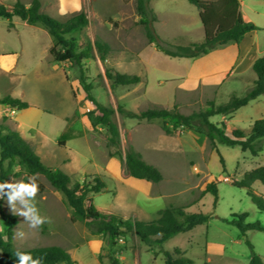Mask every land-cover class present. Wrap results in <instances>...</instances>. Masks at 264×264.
<instances>
[{
	"label": "rangeland",
	"instance_id": "374dc122",
	"mask_svg": "<svg viewBox=\"0 0 264 264\" xmlns=\"http://www.w3.org/2000/svg\"><path fill=\"white\" fill-rule=\"evenodd\" d=\"M15 1L0 0V3L13 5ZM20 1L28 5L31 0ZM241 1L242 17L258 27L253 35L259 45L256 58L263 56L264 0ZM149 7L157 11L161 24H167L156 31L161 41L181 46L203 39L199 11L188 1L150 0ZM42 10L60 20L76 14H62L50 3H43ZM86 14L89 24L71 36L79 45L87 38L93 41L95 36L109 44L104 62L97 55L84 60L92 93L104 105L116 108L119 104L133 111L176 106L179 112L190 114L202 110L208 101L220 104L232 95L242 96L253 84L255 73L252 62H247L236 66L235 73L230 70L216 86L188 90L191 75L220 63L230 50L217 54L210 52L213 48L210 53L194 58L169 57L157 51L135 20V0H94ZM52 43V37L40 25H29L17 17L11 23L0 19V53L19 54L16 70L1 72L0 96L11 95L29 103L27 108L13 112L9 109L7 114L0 109V124L17 130L46 165L80 181L98 175L106 188L89 196L102 213L150 221L157 217L158 210L173 205L184 206L188 213L206 214L207 221L178 232L161 244L148 246L126 234L111 245L107 234H92L83 221H73L63 193L54 189L44 176L36 174L45 189L37 194L35 203L40 214L51 222L38 229L31 228L24 217L13 214L6 197L0 198V210L16 216L13 246L24 249L57 245L68 251L76 264H110V254L116 255L122 264H164V251L172 252L174 248L195 264H247L251 257L248 240L253 251L264 260V231L248 230L241 235L236 227L224 221L233 213H246V222L257 221L264 228V212L255 207L244 188L232 184L246 171L264 165V148L256 155L242 151L239 145L216 142L213 148L207 137L196 131L179 127L173 133H165L159 119L147 121L116 114L121 154L129 143L162 174L156 183L133 178L126 173L115 148L106 147V129L91 128L85 112L94 106L85 99L78 84V67L53 61L48 53ZM105 68L137 74L141 81L111 86L104 75ZM181 84L188 89L183 90ZM259 118H264V95L229 115H214L210 121L230 134L235 128L247 132ZM25 175L15 166L7 181L13 178L19 181ZM209 182L216 184L215 204L213 195L203 192ZM252 187L264 197L260 182L255 181ZM0 228L4 232L7 223L0 220ZM17 231H23V238H16Z\"/></svg>",
	"mask_w": 264,
	"mask_h": 264
},
{
	"label": "trees",
	"instance_id": "16d2710c",
	"mask_svg": "<svg viewBox=\"0 0 264 264\" xmlns=\"http://www.w3.org/2000/svg\"><path fill=\"white\" fill-rule=\"evenodd\" d=\"M150 0H135V10L138 16V24L143 27L145 37L149 44L157 51L169 57L194 58L207 54L213 48L224 45L230 41H237L245 34L255 31L258 27L251 21L245 20L240 11V0H186L199 11V18L203 27L204 36L199 42H190L186 45L172 46L161 41L153 27L157 17L153 9L149 7ZM17 17L29 25H40L45 28L52 37L53 43L48 48L51 59L58 63H70L78 67V84L81 86L87 99L94 107L85 112V116L92 129L97 127L106 129V147L115 148L123 161L126 173L136 179L149 182H159L162 179L160 170L147 163L141 154L131 144L121 154V136L116 114L123 118H135L139 120L159 119L165 133H173L179 127L204 134L213 148L216 142L227 146L239 145L242 151H250L256 155L264 147V118L256 119L250 129L245 132L235 128L230 134L210 121L214 115H229L240 107L248 104L260 95H264V55L257 57L251 64L255 73V79L251 88L242 96L232 95L228 101L215 104L208 101L206 106L199 111L183 114L176 106L172 108H146L133 111L122 105L116 108L99 102L92 93L93 85L88 81L84 60L98 56L104 62L109 52V44L101 37L89 38L82 44L71 36L89 24L88 16L80 11L66 20H60L42 10L39 0H31L25 5L20 0L13 5L0 3V19H7L11 23ZM104 75L111 86L134 85L141 81L137 74L117 72L111 68L104 69ZM0 104L8 105L12 109H25L29 103L11 95L0 96ZM4 119V117H3ZM170 125V126H169ZM110 156L113 153L109 154ZM222 161V159H220ZM15 166L22 169L26 175L40 174L49 184L63 193L65 201L71 208V219L83 221L85 227L92 234H107L111 245H116L118 239L126 234L137 237L145 245L161 244L178 232L188 231L196 225L207 221V215L203 213H188L184 206H167L157 211V217L150 221L123 218L118 213H102L93 204L89 196L91 192H100L106 188L105 182L98 176L91 179L79 180L72 178L66 172L46 165L34 152L30 143L19 132L8 125L0 124V183L7 181ZM255 181L264 186V165L257 166L246 171L232 184L244 188L255 207L264 212V197L258 195L252 185ZM39 192L45 189L42 182L37 181ZM203 192H209L217 200V188L214 182L206 184ZM246 213H233L230 219H224L227 223L236 227L241 235L248 230L264 231V228L256 222H246ZM0 220L7 223L3 232L0 228V264H15L14 253L16 248L11 242L13 228L17 223L16 216L4 213L0 210ZM251 249V257L247 264H264V260L253 251L251 243L246 240ZM31 253L33 258H38L40 264H76L68 251L57 245L33 246L21 249ZM110 264H122L114 254L109 255ZM164 264H195L178 248L172 252L164 251ZM202 264H211L204 262Z\"/></svg>",
	"mask_w": 264,
	"mask_h": 264
},
{
	"label": "crops",
	"instance_id": "0c3cea01",
	"mask_svg": "<svg viewBox=\"0 0 264 264\" xmlns=\"http://www.w3.org/2000/svg\"><path fill=\"white\" fill-rule=\"evenodd\" d=\"M17 1V0H16ZM41 2V5L43 3H50L54 4L58 7L59 11L61 12V3L60 0H39ZM92 1L94 0H79V9L77 10L76 3L73 2V0H65L64 3V12L63 13H78L81 10H85L86 13L89 12L90 5L92 4ZM31 2V1H30ZM154 13L156 14V21L153 22V26L155 29V32L159 31V29H164V26L167 24H161V18H159V15L157 14V11L154 10ZM240 11L242 14V1L240 0ZM199 15V13H198ZM135 20H138V16L135 15ZM203 28V27H202ZM254 31H251L244 36H242L237 41H230L224 45H220L219 47H215L211 53H222L227 51V49L230 50L227 55L228 57L224 59L223 61H220V63H217L215 66L211 67L210 69H206L205 72L199 73L197 75H191L190 77V89L186 88V85H181L184 87V89L188 90H195L201 86H216L218 85L228 74V72L231 70L232 72H236L235 67L241 65L242 63H251L256 58V54L259 49V45L255 40H253ZM249 39V40H248ZM220 49V50H219ZM218 51V52H214ZM209 52V53H210ZM18 52H8V53H0V75L1 72L8 73L9 71L16 70V66L18 64ZM181 86V87H182ZM0 109H2L6 114L12 111L13 109L4 104H0ZM43 159V157L41 158ZM112 159V158H111Z\"/></svg>",
	"mask_w": 264,
	"mask_h": 264
},
{
	"label": "clouds",
	"instance_id": "9594fccd",
	"mask_svg": "<svg viewBox=\"0 0 264 264\" xmlns=\"http://www.w3.org/2000/svg\"><path fill=\"white\" fill-rule=\"evenodd\" d=\"M79 9V0H73ZM61 13L64 12L65 0H60ZM38 177L33 175H25L21 180L14 178L11 181L0 183V198L6 197L7 203L11 211L15 215L24 217L25 222L31 228H40L45 223H50V219L40 214L36 206L35 198L39 192ZM16 238L21 239L24 236L23 231L15 233ZM14 256L15 264H40L38 258H33L31 253L16 249Z\"/></svg>",
	"mask_w": 264,
	"mask_h": 264
}]
</instances>
